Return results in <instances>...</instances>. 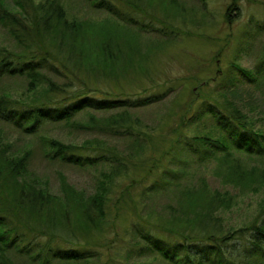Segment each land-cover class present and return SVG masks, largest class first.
Wrapping results in <instances>:
<instances>
[{"label": "trees", "instance_id": "16d2710c", "mask_svg": "<svg viewBox=\"0 0 264 264\" xmlns=\"http://www.w3.org/2000/svg\"><path fill=\"white\" fill-rule=\"evenodd\" d=\"M83 1L103 14L71 18L62 0H0V264H125L130 258L136 261L129 264H264V195L248 227H224L220 213L233 208L235 197L226 187L209 186L203 175L213 169L229 187L264 192V130H255L244 112L250 98L241 101L242 108L233 104L242 84L227 88L225 98L190 103L171 135H158L171 139L156 155L158 129L150 130L154 127L134 110L159 104L165 95L146 89L131 96L107 86L134 72L143 35L159 33L139 17L173 33L146 11L154 0ZM232 1L229 11L236 6ZM256 24L264 31V24ZM259 53L264 59V47ZM261 74L264 80V61L243 77L252 86L248 92L264 101ZM21 82L18 93L14 85ZM82 115L86 122L78 121ZM204 122L205 133H187ZM73 123L127 140V152L91 140L65 146L45 130ZM6 128L33 140L31 148H14ZM36 143L50 162L96 170L100 179L91 189H78L62 176L55 193L50 181L32 170ZM140 170L145 174L138 179L134 174ZM162 194L169 213L145 215L140 200ZM122 213L132 219L129 244L123 242L124 256L118 258L108 249L113 244L92 242L89 235L107 231L115 242L124 240L117 229Z\"/></svg>", "mask_w": 264, "mask_h": 264}, {"label": "rangeland", "instance_id": "374dc122", "mask_svg": "<svg viewBox=\"0 0 264 264\" xmlns=\"http://www.w3.org/2000/svg\"><path fill=\"white\" fill-rule=\"evenodd\" d=\"M42 1L36 0V2ZM62 1L66 5V10L71 18H96L98 15L103 14L85 6L83 0ZM232 2V0H154L153 3L147 4L146 7L148 9L146 11L150 15L166 21L167 27L171 29L170 32L173 34H168L166 27L154 20L146 16L139 17L147 25L158 28L159 36L152 34L143 35L141 38L143 40L142 57L137 58L134 67L131 68L134 72L128 73V77L118 75V78L113 79L107 88L115 92H124L126 95L139 93L146 89L165 95L164 101L159 104L141 108L137 111L134 110L145 124L154 127V129L147 128L153 132L158 129L156 137L158 140L156 145L158 151L156 150V155H159L161 150L170 145L169 140L171 139V137L161 139L158 135H171L172 130L180 122L190 103L195 100V107L203 101L202 99L218 98V95L221 98H225L227 93L225 90L232 88L234 84H242L243 87L240 86V88L242 87L241 90L243 92L238 97V103L233 104L241 107V101L247 103L246 101H249L250 98L251 101L248 104V108L244 109V112L255 123V130H264V101L262 98L259 100V94L256 92H254L255 94L248 92L247 89L252 86L248 84V79L243 77L244 71L249 72L256 70L258 67L261 68V64L264 61L261 58L262 54L259 53L260 49L263 50L264 47V31H260L256 24H264V0H236V6L229 11V7L233 6ZM171 26L175 29L170 28ZM0 39H3L1 31ZM260 76L261 79L263 74ZM261 80L262 82L259 81L258 88L264 93V80ZM23 84L21 82V85H14L15 89L19 86L18 93L23 90ZM231 100H234V97ZM87 112L99 117L102 116V114L95 112L93 109ZM78 121L86 122L87 116H80ZM200 126L194 124L189 127L187 133L192 135L203 134L209 124L204 122ZM1 127L3 126L0 125ZM5 130L9 139L14 142V148L19 150L31 148L30 143L33 140L16 133L11 128H6ZM45 130L65 146L82 145L85 140H91L99 141L109 149L114 148L118 144L120 153L127 152L125 144H123L128 142L127 140L102 136L93 128L83 130L73 123L70 125H49ZM34 150L32 170L43 179L49 180L55 193L60 190L62 176L66 177L78 189H91L94 187V183L100 179L99 172L96 170H81L61 162H50L38 143L34 144ZM216 164L217 162H214L213 166ZM263 168L264 163L260 169ZM201 172L199 171V173ZM144 174L145 172L140 170L134 176L141 179ZM203 175H205L209 186L219 190L226 187L225 189H228L235 197L234 203L236 204L233 208L220 213L224 227L228 226L238 229L248 227L254 222L259 215L264 192L251 193L252 190L248 192V189L243 190L241 186L235 187L233 185V187H229L226 185L227 181L223 184L218 177L219 175L213 169L208 172L205 170ZM156 176L157 174H155L154 178ZM196 178L198 181L199 177L196 176ZM141 189L135 192V196H140L139 192ZM155 196L151 195L145 197V200H140L145 203L143 206L145 215L146 213L167 215L169 213L165 209L168 203L167 195ZM131 215L122 213L120 215L122 217L117 223V229L124 237V240L120 239L115 242L112 233L107 231H94L95 233L92 232L89 235L90 239L92 242L100 243L108 241L107 247L113 244V247L108 248L110 252H113L118 258H122L124 253L119 248L122 247L123 249L125 247L123 242L129 244L126 235L129 232ZM101 251L107 257L109 250L105 248V250L101 249ZM132 259H127L124 263L129 264L136 261ZM145 260L142 259L140 261L144 262ZM154 264L166 263L161 261Z\"/></svg>", "mask_w": 264, "mask_h": 264}]
</instances>
